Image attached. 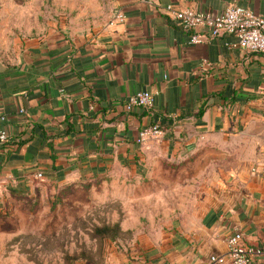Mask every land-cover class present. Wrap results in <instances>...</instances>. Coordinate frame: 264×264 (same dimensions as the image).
<instances>
[{
    "label": "crops",
    "instance_id": "0c3cea01",
    "mask_svg": "<svg viewBox=\"0 0 264 264\" xmlns=\"http://www.w3.org/2000/svg\"><path fill=\"white\" fill-rule=\"evenodd\" d=\"M264 17V0H66L51 36L0 54V191L108 173L181 197L112 264H202L235 230L264 264V53L221 35L188 42L167 6ZM138 91L149 109H126ZM158 125L161 135L136 141ZM223 264H229L228 262Z\"/></svg>",
    "mask_w": 264,
    "mask_h": 264
},
{
    "label": "rangeland",
    "instance_id": "374dc122",
    "mask_svg": "<svg viewBox=\"0 0 264 264\" xmlns=\"http://www.w3.org/2000/svg\"><path fill=\"white\" fill-rule=\"evenodd\" d=\"M66 0H0V54L51 36ZM108 173L69 181L35 178L0 191V264H112L181 197H147Z\"/></svg>",
    "mask_w": 264,
    "mask_h": 264
},
{
    "label": "built area",
    "instance_id": "2783aa9c",
    "mask_svg": "<svg viewBox=\"0 0 264 264\" xmlns=\"http://www.w3.org/2000/svg\"><path fill=\"white\" fill-rule=\"evenodd\" d=\"M171 19L176 21L181 28L189 33L188 42L199 44L203 41V35L199 30H204L207 39H214L221 35H233L236 37V46L250 53H264V17L257 15L249 8L230 4L222 12H199L190 8L175 9L166 7ZM153 104V95L147 91H138L129 96L126 101V109L135 107L149 109ZM5 118L0 116V146L8 139L2 123ZM158 125H149L138 132L136 141L143 142L149 137L161 135ZM36 178H41L37 174ZM227 252L225 255H209L202 264H256L255 257L260 254L258 248L252 247L243 241L242 234L235 230L226 238Z\"/></svg>",
    "mask_w": 264,
    "mask_h": 264
},
{
    "label": "trees",
    "instance_id": "16d2710c",
    "mask_svg": "<svg viewBox=\"0 0 264 264\" xmlns=\"http://www.w3.org/2000/svg\"><path fill=\"white\" fill-rule=\"evenodd\" d=\"M8 140V139H7ZM7 142V141H6Z\"/></svg>",
    "mask_w": 264,
    "mask_h": 264
}]
</instances>
